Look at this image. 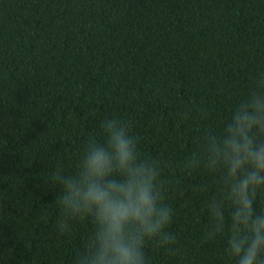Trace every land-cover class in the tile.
<instances>
[{
	"label": "trees",
	"instance_id": "trees-1",
	"mask_svg": "<svg viewBox=\"0 0 264 264\" xmlns=\"http://www.w3.org/2000/svg\"><path fill=\"white\" fill-rule=\"evenodd\" d=\"M261 73L264 0H0V264H73L92 225L61 232L44 180L75 171L111 118L131 121L141 156L162 165L176 242L146 241L148 264H236L230 210L204 239L222 173L183 165ZM254 208L264 212V192Z\"/></svg>",
	"mask_w": 264,
	"mask_h": 264
},
{
	"label": "clouds",
	"instance_id": "clouds-1",
	"mask_svg": "<svg viewBox=\"0 0 264 264\" xmlns=\"http://www.w3.org/2000/svg\"><path fill=\"white\" fill-rule=\"evenodd\" d=\"M253 83L254 90L235 106L222 131L206 130L202 149L183 165L186 172L203 167L222 173L225 191L207 202L211 225L204 239L223 232L225 210H230L225 254L236 264H264V212L254 208L264 192V73ZM131 126L115 118L101 121L103 142L88 140L76 170L58 166L44 180L58 189L54 202L61 232L81 218L92 225L73 264H148L146 241L165 252L176 242L166 231L173 209L165 203L162 165L155 157L141 156Z\"/></svg>",
	"mask_w": 264,
	"mask_h": 264
}]
</instances>
